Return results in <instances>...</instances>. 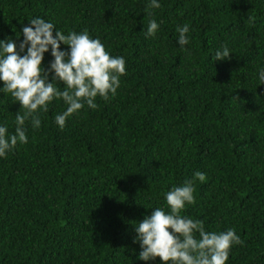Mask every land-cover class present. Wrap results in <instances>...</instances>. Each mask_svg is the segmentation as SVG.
Here are the masks:
<instances>
[{
  "label": "trees",
  "instance_id": "16d2710c",
  "mask_svg": "<svg viewBox=\"0 0 264 264\" xmlns=\"http://www.w3.org/2000/svg\"><path fill=\"white\" fill-rule=\"evenodd\" d=\"M160 3L149 15V0H0V39L19 43L41 17L99 38L127 72L114 97L63 129L54 118L67 106L54 100L39 128L26 121L28 143L0 158V264H160L138 259L135 225L186 180L196 203L181 215L243 241L226 264H264V0ZM185 24L187 52L176 31ZM223 45L230 58L215 61ZM17 112L0 92L10 134Z\"/></svg>",
  "mask_w": 264,
  "mask_h": 264
},
{
  "label": "clouds",
  "instance_id": "9594fccd",
  "mask_svg": "<svg viewBox=\"0 0 264 264\" xmlns=\"http://www.w3.org/2000/svg\"><path fill=\"white\" fill-rule=\"evenodd\" d=\"M161 7L160 0H149L147 13ZM159 29L155 19L148 22L146 36L154 37ZM177 43L184 51L190 41L188 24L177 26ZM23 39H0V92L10 93L24 109L15 117V133L10 134L6 122L0 123V158H5L17 144H27L26 121L36 129L41 126L40 114L46 113L54 100L67 106L55 116V123L63 129L69 116L85 105L97 107L96 98L105 101L117 94L120 77L127 74L123 56H112L99 38L86 31L57 30L44 18L30 19L22 28ZM20 34L17 35L19 38ZM68 46L62 49L61 45ZM46 53L53 58L43 65ZM227 45L215 51V61L229 59ZM51 75V80L49 76ZM259 85H264V68L258 69ZM54 82L64 85L63 90ZM200 181L205 179L196 174ZM192 180L173 185L164 193L165 207L151 208L149 215L135 225L133 242L139 243L138 259L148 262L159 258L160 264H226L232 248L243 244L234 228L225 231H206L203 221L181 213L196 203Z\"/></svg>",
  "mask_w": 264,
  "mask_h": 264
}]
</instances>
